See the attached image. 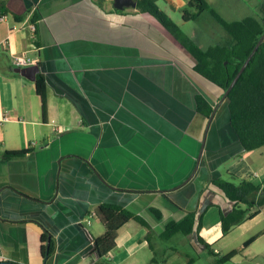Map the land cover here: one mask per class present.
<instances>
[{
  "label": "crops",
  "instance_id": "obj_1",
  "mask_svg": "<svg viewBox=\"0 0 264 264\" xmlns=\"http://www.w3.org/2000/svg\"><path fill=\"white\" fill-rule=\"evenodd\" d=\"M99 1L0 0V153L32 149L0 155V259L98 264L94 239L105 225L94 210L114 202L151 223L154 250L148 229L131 222L101 264H264V206L224 233L220 209L233 202L211 183L232 172L264 185V145L244 148L225 91L194 70L191 56L172 52L178 44L153 16ZM154 1L189 24L190 0ZM232 2L236 11L264 0ZM230 11L222 15L238 19ZM205 15L215 31L209 12L198 19ZM18 53L46 76V119L35 81L15 71ZM197 93L217 108L211 119L197 111ZM190 211L202 214L199 229L197 221L191 235L160 243L166 224ZM44 232L47 247L54 240L46 261Z\"/></svg>",
  "mask_w": 264,
  "mask_h": 264
},
{
  "label": "trees",
  "instance_id": "obj_2",
  "mask_svg": "<svg viewBox=\"0 0 264 264\" xmlns=\"http://www.w3.org/2000/svg\"><path fill=\"white\" fill-rule=\"evenodd\" d=\"M98 2H100L98 0ZM192 12H185L186 21L197 20L203 13L209 12L212 17L229 34L226 41L217 42L207 47L187 34L160 5L154 0H137V10L153 16L193 58L194 70L226 91L244 62L252 54L259 43L256 52L251 56L247 66L240 74L236 83L227 95L229 100L231 125L246 150H252L264 145V2L261 5L260 17L248 15L240 19H227L218 10L211 7L206 0H190ZM117 11L122 9L115 8ZM17 20L24 19L23 15H15ZM37 15L32 17L35 23ZM263 39L261 40V38ZM231 38V39H230ZM261 40V41H260ZM37 94L42 99L44 118H47V80L43 72L37 74L35 80ZM196 109L206 117L213 113L214 106L202 93L195 95ZM32 149L4 150L0 155L5 159L24 157ZM211 183L218 187L225 196L233 202V208L228 213L220 209L222 230L227 233L234 225L256 215L264 206V185L257 184L251 179L242 178L235 173L228 172L227 176L212 179ZM125 190V189H123ZM152 211L161 218L162 211L152 207ZM105 225V233L94 239L93 251L97 253L100 262L117 247L118 232L121 227L131 222H138L148 229L146 239L154 250V232L151 223L140 213L114 202H103L94 210ZM201 217L196 211L188 212L181 219L169 221L160 234L163 240H169L177 233L191 235L197 221V229L201 224ZM43 252L49 255L54 250V240L50 239V246L45 243L48 233L44 232ZM199 240L207 247L210 244L200 236ZM236 251L220 258V262L229 260ZM155 261V257L152 259Z\"/></svg>",
  "mask_w": 264,
  "mask_h": 264
},
{
  "label": "rangeland",
  "instance_id": "obj_3",
  "mask_svg": "<svg viewBox=\"0 0 264 264\" xmlns=\"http://www.w3.org/2000/svg\"><path fill=\"white\" fill-rule=\"evenodd\" d=\"M212 2H214V5L216 7V9L223 14L224 16H228L225 13V10H229L230 5H233L234 2H232V0H211ZM236 2V0H235ZM248 4V6H244L241 9H238L236 11H230V17H238V19L246 17L248 15H253L256 17H260L262 14L261 11V7H258V5L256 4H252L251 2H245ZM189 11H194L193 7H188ZM233 13V15H232ZM176 22H178L182 29L189 34L190 36H192L193 38H195L196 40H198L200 42V44L204 47H207L208 45L217 43V42H221V41H226L227 39H229V34L226 31H223L224 29L221 27V25H219V27H217L216 25H213L216 30L213 31L212 28L210 27V22H212V19L210 17H208L207 15H205L204 17H201L200 19H198L197 21L191 20L189 21V24H183L181 21L183 20L182 17H178V16H173L172 17ZM184 21V20H183ZM170 34V33H169ZM170 36L172 37V35L170 34ZM158 37H160L158 35ZM231 39V38H230ZM166 41V39H165ZM172 41L178 44V47L174 44L172 45V52H178V55L180 58H184V55L187 56V58H191L190 55L188 54V52L179 45V43L172 37ZM160 243L162 242V244L164 246H169L173 243L176 242V240H167V241H159Z\"/></svg>",
  "mask_w": 264,
  "mask_h": 264
},
{
  "label": "water",
  "instance_id": "obj_4",
  "mask_svg": "<svg viewBox=\"0 0 264 264\" xmlns=\"http://www.w3.org/2000/svg\"><path fill=\"white\" fill-rule=\"evenodd\" d=\"M114 5L118 9H124L125 7H129V6L136 7L137 6V0H115ZM263 37L261 38V40L263 39ZM259 43L254 48L252 54L244 62L242 68L239 70V72L235 76L234 80L230 84L229 88L225 91L224 95L222 96V99H224V98L227 97L228 93L230 92V90L233 87V85L236 83V81L239 78L240 74L243 72V70L247 66V64H248L251 56L256 52ZM41 69L42 68H41V65L39 63H34V64H31V65H28V66H24V67L17 66L15 68V71L18 72V73H20V74H22L23 76L27 77L28 79L35 81L36 78H37V74L41 71ZM216 109L217 108H215L213 110V113L211 114L210 119L213 117ZM48 245H50V240L48 242ZM47 257H48V254L44 256L45 261H46ZM0 264H26V263L17 262V261H13V260L0 259Z\"/></svg>",
  "mask_w": 264,
  "mask_h": 264
},
{
  "label": "built area",
  "instance_id": "obj_5",
  "mask_svg": "<svg viewBox=\"0 0 264 264\" xmlns=\"http://www.w3.org/2000/svg\"><path fill=\"white\" fill-rule=\"evenodd\" d=\"M5 18H6V15L4 14L0 16V20H4ZM13 59H14L15 65L20 66V67L28 66L34 63V60H32L30 57H28L24 53L15 54Z\"/></svg>",
  "mask_w": 264,
  "mask_h": 264
}]
</instances>
